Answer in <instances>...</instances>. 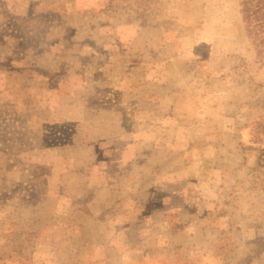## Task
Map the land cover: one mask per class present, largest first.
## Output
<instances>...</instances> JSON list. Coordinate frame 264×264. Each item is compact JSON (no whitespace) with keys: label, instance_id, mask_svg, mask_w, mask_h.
<instances>
[{"label":"rangeland","instance_id":"rangeland-1","mask_svg":"<svg viewBox=\"0 0 264 264\" xmlns=\"http://www.w3.org/2000/svg\"><path fill=\"white\" fill-rule=\"evenodd\" d=\"M238 1L0 0V264H264Z\"/></svg>","mask_w":264,"mask_h":264},{"label":"trees","instance_id":"trees-1","mask_svg":"<svg viewBox=\"0 0 264 264\" xmlns=\"http://www.w3.org/2000/svg\"><path fill=\"white\" fill-rule=\"evenodd\" d=\"M238 4L254 61L264 70V0H239Z\"/></svg>","mask_w":264,"mask_h":264}]
</instances>
